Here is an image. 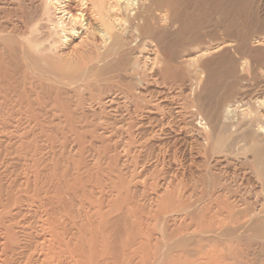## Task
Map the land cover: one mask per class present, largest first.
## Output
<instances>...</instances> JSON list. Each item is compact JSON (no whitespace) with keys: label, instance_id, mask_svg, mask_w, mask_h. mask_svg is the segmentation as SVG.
Segmentation results:
<instances>
[{"label":"rangeland","instance_id":"374dc122","mask_svg":"<svg viewBox=\"0 0 264 264\" xmlns=\"http://www.w3.org/2000/svg\"><path fill=\"white\" fill-rule=\"evenodd\" d=\"M39 1L28 0L27 4L32 3V5L38 6ZM180 1L179 11L173 20L162 23L165 30L160 35L159 41L164 49V56L171 59L174 64L180 65L185 71H195L198 68L199 64L196 66L190 64L201 58L203 55V52H200L201 49L213 48L212 54L207 55L200 63L203 67L206 65L209 76L205 88L198 91L205 99L203 106L208 108L212 102L214 105L221 106L222 110L229 103L239 100H243L245 103L251 100L254 102L257 99L264 100V0ZM8 2L16 3V0H8ZM5 3H7L6 0H0V24L8 25L11 28L17 24L18 17H16L15 8ZM63 6L66 13L56 14L55 18L63 17L67 25L73 19L71 15L74 18L79 17L85 8L82 6L81 0H64ZM166 10L164 8L163 14L167 15ZM84 14L85 25L77 26V32L68 35L69 40L64 42L65 46L59 50V57L63 59L61 65L66 66L65 74L76 76L80 85L73 91L61 87L62 95L59 102L55 103L53 101L55 96H53L52 103L47 106L46 110L52 117L45 125L51 139L46 140L40 134V130L27 123L20 125L21 130L32 129L35 132L24 136V139H19L16 123L7 125L0 123V264H42L43 237L48 238L44 219L35 215V211L27 212L26 203L23 206H18L17 196L19 191L25 188L28 180L31 185L34 183L36 170L41 171L47 165L49 167L50 164L51 166L55 165L56 162L52 160L53 154L60 159L59 167L66 168V166L77 164L80 161V151L83 152V158L89 167L99 161L101 169L107 172L113 171L111 176L115 183L119 181L120 176L127 182L131 199L128 202L135 204L139 209L138 218L144 220L141 235L143 241L147 243L146 264L197 263L199 262L196 261L199 251H201V257L215 255L221 251L224 247L218 242H226L225 245L229 244L231 247H235L234 255L236 253L235 257H238L233 258V262L229 260V263L224 264H237L240 258L242 260H240V264H264V237L262 239L263 235L260 236L259 231L253 234L254 231L252 230L250 233L249 230L234 241H220L219 238L212 240L213 242H207L200 237L202 230H198V226L206 220L207 222H216L217 218L214 213L218 206L216 202H211L216 196L224 194V184L231 186L235 192L232 199H234L233 205L236 210L245 211L249 213L250 217L258 216L251 210L259 211L264 206V195L259 194L262 186H260L259 179L252 168L255 167L253 163L256 160L254 152L250 150L246 155L236 153L220 155L210 152L207 158L197 150L199 136L196 129L195 131L192 129L193 124L188 125L187 130H182L179 135H172L170 129L166 128V123L170 120V113L184 103V96L187 94L181 96L178 91H171L172 93L168 95L167 99L166 97L161 99V93L167 92L168 87L156 83L152 79L134 86L136 92L147 90L145 95H149L150 109L144 108L137 114L129 115L123 103L112 106L106 104L109 97H120V89H127L125 85L131 81L130 74L134 68L138 69L139 73L151 72L157 48L155 44H150L149 52L143 53V55L137 54L130 57L129 54H113L107 58L99 57L97 46H99L100 40L96 37L93 41L86 28L87 22L90 23L93 20L91 13ZM92 22L94 23V21ZM232 33L235 36L231 35ZM169 43L171 46L168 45ZM226 49L230 52L223 59L206 62ZM198 70L201 72L200 68ZM201 77H204V81L205 76L201 75ZM133 80L137 81V77ZM54 105L58 109L61 106L67 108L66 110L73 113L75 118L72 121L58 119L54 116L57 113L56 109L52 107ZM246 108L247 106L242 108L244 110L241 109L243 114L248 112H245ZM221 120V117L215 119V127L221 126ZM186 121L191 123L190 119ZM132 126H134V133L131 135L128 131ZM174 126L179 130L185 125L175 123ZM173 136L178 139H174ZM247 144H249V149L251 146L255 147L252 137L249 138ZM189 148L193 151L191 152ZM248 148L246 147V149ZM62 153H64L63 156ZM172 153L173 155H171ZM192 157L195 160V166L188 162L192 160ZM36 160L38 164L35 162ZM227 160L234 163H229ZM257 165L259 166V162ZM261 169L264 170V168ZM223 172L226 173L223 174ZM206 173H208L207 176ZM173 175L176 177L178 175V177L174 178L170 185L169 189L172 194H167L164 191L166 187L162 186V182L164 179H170ZM196 175L199 178L194 177ZM210 176L219 179L221 184H216L217 181L212 180ZM229 176L233 178L231 181ZM246 179L248 183L244 182ZM248 185H252V188ZM238 186L240 187L238 188ZM255 193L258 194V197ZM239 203L241 204L239 205ZM250 203L252 204L250 205ZM18 207L24 210L22 216L17 214ZM208 207L214 209L207 213V218H204L205 209ZM245 208L248 210L246 211ZM10 213L11 218H8L7 215ZM262 214L264 216V213L259 216ZM223 216L228 215L224 213L218 219ZM8 226L12 227L16 240L4 234V227ZM15 242L19 243V247H15ZM138 246L137 244L136 247L130 249L136 250L139 248ZM237 248L240 249V252L243 251L242 255H239L240 252L238 253ZM69 262V258L65 259L66 264ZM133 264H136V260Z\"/></svg>","mask_w":264,"mask_h":264},{"label":"bare ground","instance_id":"6f19581e","mask_svg":"<svg viewBox=\"0 0 264 264\" xmlns=\"http://www.w3.org/2000/svg\"><path fill=\"white\" fill-rule=\"evenodd\" d=\"M6 1L7 3L5 4L12 5L15 8L14 11L17 14L18 22L11 28L8 25L0 24V123L3 125L16 123V132L19 139H24V136L35 132L32 129L21 130L20 125L23 123L34 125L36 129L40 130V134L46 140L51 139L49 130L45 125L52 117L49 111L47 112L46 110L47 106L52 103L53 96H55L53 101L55 103L59 102L62 95L61 87L73 91L80 85V81L75 78L76 76L65 74L66 66L61 65L63 59L59 57V50L65 46L64 42L69 40L68 35L70 36V34L77 32V26L83 27L85 25L84 13H91L94 23L92 21L90 23L87 22V27H85L91 34L93 41H95L94 38L96 37L100 40V44L97 46L99 57L107 58L113 54H129L130 57L137 54L143 55V53L149 52L148 47L150 44H155L157 48V55L151 72L143 71L139 73L138 69L134 68V71L130 74L131 81L125 85L127 89H120V97L111 96L106 101V104L112 106L123 103L129 115L132 113L137 114L144 108L150 109L149 95H145L147 90L145 92H143L144 90L136 92L134 89L137 83H146L148 79L168 87L167 92H160L162 94L161 99L165 97L167 99L168 95L174 91H178L181 96L187 94L184 96V103L170 113V120L166 123V128L170 129L172 135H179L182 130H187L188 125L193 124L192 129L194 131L196 129L199 136L197 150L200 154L207 156V158L210 152L220 155L224 153L228 155H233L234 153L246 155L250 150L254 152L256 160L253 163L255 167L252 168L259 179L260 186H262L259 194L264 195V170L261 169L264 168V100L257 99L254 102L251 100L247 103L239 100L235 103H229L222 110L221 106L214 105L212 102L209 106L210 108L203 106L205 99L198 91L205 88L209 76L206 65L203 67L200 63L207 55L212 54L213 48L205 47L201 49L200 52H203L201 58L190 64L193 66L199 64L200 67L198 65L195 71H185L180 65L174 64L171 59H167L164 56V49L159 41L160 35L165 30L162 23L173 20L175 14L179 11L180 0H81L82 6L85 8L82 12L80 11L79 17L74 18L71 15L73 19L69 25L65 24L63 17L55 18L56 14L66 13L65 5L63 6L64 0H40L38 6L32 5V3L27 4L28 0H16V3ZM164 8L167 9L168 16L163 14ZM68 14H71V12H68ZM210 35L212 36V34ZM231 35L235 36L234 33ZM229 52L226 49L206 62L223 59ZM235 52L237 51L235 50ZM258 67L260 68L259 64ZM199 68L201 72H199ZM201 75L205 76L204 81V77L202 78ZM135 77H137V81L133 80ZM123 82L126 81L123 80ZM185 87L186 90H184ZM246 106L247 110L245 109V112H248L243 114L242 110L244 109L242 108ZM52 107L56 109L57 113L54 116L58 117V119L72 121L75 118L74 114L63 106L59 107V109L56 105ZM220 117L222 118L220 121L221 126L215 127V119ZM158 118L160 119V117ZM187 119H190L191 123H188ZM175 123H183L185 126L178 130L174 126ZM171 124L173 125L171 126ZM133 127L128 131L131 135L134 133ZM251 137L255 147L252 148L251 146L249 149L247 141ZM173 138L178 139L175 136ZM190 151L192 152L193 149ZM62 156L60 157L62 158ZM79 156L80 161L77 164L73 163L66 166V168H60V159L53 154L52 160L56 162L55 165L51 166L50 164V167L47 165L41 171L39 169L36 170L34 183L31 185L28 180L25 188L21 189L17 196L18 206H23L26 203L27 212L35 211V215H39L40 219H44V226L47 229L44 230L48 232V238L43 237L42 251L44 253L43 258L41 257L42 264H66L65 259L67 258L70 259L67 264H133L135 260L136 264H146L145 252L147 243L143 241L144 239L141 235L143 233L144 220L138 218L139 209L135 204L128 202L131 199L127 182L120 176L119 181L115 183L111 176L112 170L107 172L101 169L99 161L89 167L85 163L83 152L81 153L80 151ZM237 160L239 161V159ZM35 162L38 164L37 160ZM188 162L195 166L193 157ZM228 162L232 163L233 161L230 162L229 160ZM257 162H259V166ZM198 168L200 167L198 166ZM215 172L218 173V171ZM207 175L208 173H206ZM177 177L173 175L170 179L163 180L162 186L166 187L164 191L167 194H172L169 188L172 180ZM194 177H197V175ZM210 177L212 180L217 181L216 184H221V181L216 177ZM231 179L233 178H230V181ZM246 181L247 179L244 182ZM251 186L250 188H252ZM223 189L225 191L224 194L218 196L216 194V198H213L211 202H216L218 206L217 209L215 208L214 213L217 220L216 222H207L206 220L201 223L198 226V230H202L200 237L207 242L218 240L219 238L220 241H234L244 233L249 232V230L252 233L253 230V234L259 231V235H263V239L264 216L263 214L259 215L264 213V206L259 211L252 209L251 212L258 216L255 217L253 215L250 217L249 213L235 209L233 205L234 199H232L235 192L231 186L224 184ZM239 196L242 197L241 195ZM256 197H258V194H256ZM21 207L16 209H19L17 214L20 216L24 214V210ZM208 208L205 209L204 218H207V213L214 209L213 207ZM224 213L228 216L224 217V215L223 218L218 219ZM7 216L11 218V213ZM202 225L204 226L202 227ZM11 228V226L4 227V234L15 239ZM148 234L151 236L150 232ZM218 243L224 247H222L221 251H218L215 255H204L203 257L200 256L202 254L199 251L197 253V257H199L196 259L199 262L193 264H224L229 263V260L233 262V258H238L235 257L237 256L236 253L234 255L235 247H231L229 244L225 245L226 242ZM137 244L139 245L138 249H130L134 246L136 247ZM15 247H19V243L15 242ZM238 248L239 253L240 249ZM242 252L239 255H242ZM137 257L139 259H136ZM240 260L241 258L238 261L236 260L237 264H240L242 261Z\"/></svg>","mask_w":264,"mask_h":264}]
</instances>
